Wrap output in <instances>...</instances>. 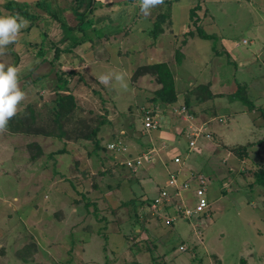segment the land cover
Returning a JSON list of instances; mask_svg holds the SVG:
<instances>
[{
  "label": "rangeland",
  "instance_id": "rangeland-1",
  "mask_svg": "<svg viewBox=\"0 0 264 264\" xmlns=\"http://www.w3.org/2000/svg\"><path fill=\"white\" fill-rule=\"evenodd\" d=\"M6 1L0 0V15H7L1 8ZM99 1L88 14L96 31L89 27L83 37L79 31L69 34L48 17L58 11L75 26L77 19L65 10L72 1L49 0L39 26L20 30L21 45L29 41L24 47L15 43L11 51L9 44L0 46L5 66H14V54H22L15 67L25 93L16 114L0 130V264H161L165 255L168 264H264V0H169L171 4L160 3L147 15L140 10L141 0ZM197 5L201 7L196 10ZM46 23L50 32L44 38ZM200 29L211 38H202ZM75 40L81 45L72 48ZM43 41L45 54L39 58ZM67 48L69 53L62 51ZM250 60L255 62L248 68ZM161 62L173 73L180 102H151L160 97L164 84L157 71L145 66ZM60 69L75 72L69 92L76 102L69 119L57 126L51 107ZM247 69H253L249 80ZM237 82L243 84L241 95L255 86L261 98L250 103L235 97ZM213 93L221 96L215 101V108L221 109L216 116L230 117L227 125H212V117L199 120L211 124L214 140L230 137L238 156L241 147L261 141L256 149L252 146L253 164L241 163L227 177L226 166L214 164L222 158L218 161L204 140L197 145L205 153L199 161L196 151H189L185 134L182 144L171 143L170 150L149 147V142L168 143L157 134L167 133L177 141L176 126L187 128L186 113L193 109L187 97L206 100ZM183 102L190 109L181 114ZM256 107L258 113L249 115ZM212 108L208 99L196 107L198 112ZM153 109L161 126L148 133L143 116ZM244 111H249L246 116ZM98 125L99 148L87 138ZM115 140L126 143L132 155L151 152L160 159L131 170L121 163L125 155L105 149ZM176 153L200 170L215 166L216 174L213 169L203 174L211 188L202 197L212 204L210 217L201 225L197 217L192 223L179 217L176 225L159 221L163 227L154 224L150 214L137 223L134 207L145 214L143 200L158 196L169 171L181 167L175 164ZM186 204L193 208L196 199L187 198ZM162 211L158 220L166 217ZM193 224H199L200 235ZM182 242L195 248L192 255L182 253L186 245L179 250Z\"/></svg>",
  "mask_w": 264,
  "mask_h": 264
},
{
  "label": "crops",
  "instance_id": "crops-1",
  "mask_svg": "<svg viewBox=\"0 0 264 264\" xmlns=\"http://www.w3.org/2000/svg\"><path fill=\"white\" fill-rule=\"evenodd\" d=\"M145 17V16H144ZM144 17H141V18H144ZM32 28V25H31V23L30 22H28V24H27V26L25 27V28H23L22 30H29V29H31ZM19 35V34H18ZM21 37V35L18 37L17 36V38H20ZM16 38V40L15 41H13L12 43H10L9 45L11 46V48H10V50L12 51V49L14 48V45H15V43L16 44H19V46H21V47H24V45L26 44V43H28V42H26L23 46L21 45L22 44V42H19L18 41V39ZM18 56L19 58H20V56L22 55V54H14V56ZM20 60H21V58H20ZM255 62V60H250V64H249V66H248V68L253 64ZM162 63V62H161ZM165 63V62H164ZM20 64V63H19ZM18 66V65H17ZM260 68H262V67H259L258 69H260ZM253 75V69H247V76H248V79L247 80H249V79H251V76ZM248 82L249 81H247V84H248ZM251 82V81H250ZM238 84V86L239 85H243V84H240L239 82H237ZM209 84L210 83H208V86H209ZM211 85V84H210ZM245 86V85H244ZM242 87V86H241ZM212 88H214V86L212 87ZM238 88V87H237ZM246 89H247V87H246ZM216 91V90H215ZM248 91H249V93H248V95H246V97L248 98V100L252 103V102H256V101H258L260 98H261V93L258 91V89L255 87V86H248ZM256 93V94H255ZM215 93H213L212 94V96L210 95L207 99L208 100H212V106H213V108H212V111L214 112H212L211 110H210V112H208V111H204L203 109H202V112L201 111H197V109H196V107L198 106V105H200L202 102H206L207 101V99L206 100H203V99H200L199 97H197V98H195L194 100L192 99V98H186L185 99V101L187 100V99H189L190 100V102H189V106H193V109H194V111H192L193 109H190L187 105H185V102H183L184 104L183 105H181V106H185L186 108H187V110L188 109H190V111L191 112H189L188 114H189V117L188 118H186L185 117V120H186V126H187V128H184V126L182 127V128H180L179 126H176V128L174 129L175 130V132L178 134L177 135V141H175V139L174 138H172V136H170L169 134H167V133H164L163 132V134L162 133H159V134H157L158 136H157V138H162L163 137V139L164 138H167L168 140H167V142L168 143H161L160 144V142H156L155 144H154V142H149V143H152V144H150L149 145V147H154L155 149H160V148H163L164 146L166 147V149H167V147H168V149L170 150V148H172L173 146H171V143H175L174 145H181L182 144V142H181V139L184 137V134H185V136L188 138V132H190L189 131V129L191 130V127H193V128H202L203 126H205L206 127V133H208V134H210L211 136H210V138H207L206 136H201L200 138H199V140H198V142H197V145H199L198 143L201 141V140H204V146L205 147H209V148H211L212 147V152H213V154H217V156H218V161H220L219 160V158L221 157L222 158V161H221V163H214L215 165H220V169L222 168V167H224V165L226 166V168L227 169H225V171H224V176H226L227 177V175H231V173H234V172H236V167L237 166H239L241 163H242V165L243 164H247V165H252L253 164V161H251L250 160V158H251V156H252V146L254 147V149H256V147H257V145H259V146H261V141H255V142H250L248 145H246V146H243V147H241V149L242 150H240L241 152H242V154L240 155V156H238V154L237 153H235L234 152V150L236 149V148H238L237 146H235V145H231V143H230V141L232 142L233 140L230 138V137H226L225 139H223L222 138V136L220 135H218V141H215L214 140V138H215V132L213 131V129H212V127H211V124L212 125H214V123L215 122H220V123H222V124H228L229 123V121H230V117H228L229 118V120H227V119H224L223 117H219V116H216V115H218V112L219 111H221V109L219 110L218 109V107L217 108H215V101L218 99V98H220L221 96H219V97H216L215 95H214ZM214 95V96H213ZM254 95V96H253ZM213 100H214V102H213ZM177 102H180V97L178 98V100H177ZM176 102V103H177ZM195 107V108H194ZM205 110H208V109H205ZM258 110H259V108L258 107H256L255 109H253V110H249V111H244V112H242V114L243 115H245L246 116V114L248 113L249 115L250 114H252L253 115V117H254V115L255 114H257L258 113ZM262 111H264V105L262 106ZM156 115H157V113H155ZM205 117V118H207V117H212L211 119H210V125L209 126H207V123H205V124H200L199 123V120H201V118L202 117ZM230 116V115H229ZM219 118V119H218ZM157 119H158V121H159V126L157 127V129L161 126V121H160V119L158 118V116H157ZM172 119V118H171ZM232 119L234 120V121H236V117L235 116H233L232 117ZM220 120V121H219ZM232 121V120H231ZM143 122V121H142ZM173 126H175V125H173ZM205 127H204V129H205ZM154 130H156V129H152V130H149L150 132H152V131H154ZM149 131H147L146 130V132H148V133H150ZM209 131V132H208ZM178 136H179V138H178ZM182 137V138H181ZM156 138V139H157ZM155 139V140H156ZM189 139V138H188ZM227 140V141H226ZM118 141H122V140H118ZM123 142V141H122ZM124 143V142H123ZM170 143V144H169ZM124 145L125 146H127V148H128V152L125 154V158H124V160H126L127 158H133V157H141V156H143V155H149V157H150V159L151 160H148V161H146V162H144V164H143V166L145 165V164H147V163H153V164H155L157 161H158V159H160V158H154V156H152L151 155V152H149V153H145V154H143V155H140V156H138V155H132V151L131 150H129V147H128V145L126 144V143H124ZM197 145H196V147L195 148H193V149H191V147H190V145H189V151L190 152H195V154H194V158H196L197 159V161H199V159H201L200 158V156L201 155H203V154H205L204 152H203V150L201 149V148H199V150H197ZM164 147V148H165ZM204 147V148H205ZM249 147H251V153H250V151H248L249 150ZM203 148V149H204ZM221 149H223V150H221ZM253 149V150H254ZM131 156V157H130ZM171 154L169 153V154H167V158L168 159H171ZM120 157H122V156H120ZM174 157H181V161H180V163H176L175 162V164H177V165H180L181 167L179 168V170H175V171H169V179H168V181H167V183L165 184L166 186L165 187H162V189L163 188H168L169 189V191H170V196H169V198H170V200L169 201H167L166 202V204L167 205H165V206H163L162 207V210H164V212L162 213V214H165L166 215V217L164 216V218H160V220H158L157 218H156V216L158 215V214H156V215H153V216H155V219H153V221L152 222H155L154 224H158L159 226H163L164 227V224H159L158 222L159 221H165V222H167L166 221V219H168V221L169 222H167L169 225H176V223L179 221V217H184L185 219H187V220H190V222L191 221H193V218H195V217H197V218H199V223H200V225L201 224H205V221H206V218L209 216L210 217V215H209V211L207 212V210L209 209V208H211V206H212V204H211V202L209 203V201H207V200H205V199H203L202 197L203 196H205V195H208L210 192H211V188H207V186H208V181H207V183H206V185H205V192H203V193H200V190H201V188H202V184H201V182L199 181V179H198V177L197 176H203L204 178H205V176L203 175L205 172L206 173H208L211 169H213V171H210V172H213V173H217V171H214V169H216L215 168V166H207L208 168L206 169V170H200L199 168H196L197 166H195V167H193L192 166V163H184L183 161H184V159H183V157L181 156V154H178V153H176L175 155H174ZM173 157V158H174ZM202 157V156H201ZM175 158V159H176ZM204 159V158H203ZM123 160V161H124ZM162 160V159H161ZM187 162V161H186ZM204 162V161H203ZM239 162V163H238ZM163 163H166V164H168V166H169V162L168 161H166V159H164L163 160ZM198 163V162H197ZM203 165H205V163H201V166H203ZM127 167V166H126ZM128 168V167H127ZM257 168V167H256ZM200 172V175L199 174H197V173H199ZM262 173H264V172H262ZM172 174H175L176 175V177H177V184H178V186H179V194H176V192H177V190L176 189H174V188H171V187H169V181H170V179H171V175ZM209 175V179H211L212 177H211V175L210 174H208ZM223 175H222V177L223 178H225ZM206 179V178H205ZM207 180V179H206ZM185 185H188L187 187H185ZM161 189V190H162ZM161 190H160V192H161ZM159 195H160V193H159ZM159 195L158 196H156V197H159ZM156 197H154V198H156ZM154 198H152V199H150V200H148V201H151V200H153ZM187 198L188 199H192V198H195L196 199V204H195V207H193V208H191V207H189V206H187V204H186V200H187ZM203 200H205L206 202H208V204H209V207L207 208V210L205 211V212H203V213H199V214H194L191 218H187L185 215H184V213H183V208H187V209H189V210H195V208H196V206L200 203V201H203ZM171 201V203L173 204V205H171V206H168V203ZM211 204V205H210ZM171 208H174L175 210H177V212L178 213H173L172 212V210H171ZM261 217H263L264 218V214H263V216H261ZM151 222V223H152ZM192 223V222H191ZM200 226H199V224H193V229H194V233L197 235V234H199L200 235ZM162 232L161 233H166L165 231L163 232V229L161 230ZM164 238V237H163ZM163 238H161L159 241L161 242V241H163ZM203 242V241H202ZM186 244L185 243H181L180 244V247H179V250H180V248H181V250H183L184 249V246H185ZM187 247L185 248V250H183L182 251V253H184V252H188V251H190V255H192L193 254V251H195V248H193L192 247V245L191 246H188V245H186ZM183 247V248H182ZM204 247L206 248V250H207V245L205 246L204 245ZM212 257H213V255H212ZM159 261H160V263L161 264H168L169 263V260H168V256L167 255H165L164 256V258H163V260H160L159 259ZM189 262V261H188ZM172 264H175V261H172L171 262ZM220 263H221V260H220ZM214 264V263H213ZM215 264H217V260H216V263Z\"/></svg>",
  "mask_w": 264,
  "mask_h": 264
},
{
  "label": "trees",
  "instance_id": "trees-1",
  "mask_svg": "<svg viewBox=\"0 0 264 264\" xmlns=\"http://www.w3.org/2000/svg\"><path fill=\"white\" fill-rule=\"evenodd\" d=\"M48 1L49 0H41L37 3L26 4V3H17L12 0H7L4 4H1V8L6 11L7 15L18 13L21 16H23L28 22H30L32 26H39L40 21L44 19L42 18L43 14L47 13L46 11L48 10L47 8ZM71 1L72 2L69 3L70 5L68 6V8L65 9V6H60V8L58 9L61 10L62 12H64L63 11L64 9L65 10L70 9L71 12L73 13V16L77 19V24L75 26H70L69 23L66 21V19L63 18L62 15L59 14L58 11H55L48 15V17L51 19L50 21L59 22L62 25L63 29L65 31H68L69 34L70 33L72 34L74 31H79L82 33L81 34L82 37L87 34V28L89 27H91V30L93 29V31L94 30L96 31V28L92 27L93 21L89 19L88 14L95 12L96 7L99 6V4L101 5L102 2H100L99 0H71ZM167 2L170 4L172 3L169 0H162V3H167ZM200 7H201L200 5H197L195 9L197 10ZM193 12H194V9H192L190 12V18L193 17L192 15ZM1 13L2 12L0 11V14ZM45 27H46L45 30L42 32L44 38H46L50 32L49 31L50 27H47V23L45 24ZM199 34L204 39L211 38V36H208L207 34H205L204 31H202L201 29H200ZM82 39L83 38H81V40ZM75 42L76 43L72 46V48H76L78 45H81L82 41L75 40ZM43 45H44V41L41 44V48L36 53V55L39 58H43L45 54L42 49ZM62 51L69 53L71 51V48L69 49L67 48L66 50H62ZM60 53H61V49L57 47L55 51L56 59L59 58ZM15 58L16 60L14 64L18 65L19 61L17 59H19V57L17 56ZM145 67L146 68L148 67V69L157 71V73L159 74L161 83L164 84V88H162V90L158 92L159 93L158 95L160 97L153 98L151 102H154L155 104L156 103L160 104L162 101L176 103L178 98H177V95L175 94L176 93L175 92V80H174L173 73L171 69L168 67V65L162 62V63H156L152 66H145ZM74 75H75L74 71L69 72V71H65L62 69H60L59 72L55 73L56 98L54 100V104L51 107L52 109L51 114L54 115L53 121L57 124V126H60V124L66 121V119H69L72 113L71 111L75 107V102H76L75 97L73 96V94L69 92V87L73 83ZM241 90H242V87L239 85L237 92L234 94L235 97H240V99H243L245 102L249 101L246 95H241V92H240ZM150 111L153 114L156 113L155 109L150 110ZM101 124H104V122H102ZM99 131H100V125H98L96 128H93L90 134L87 135L88 139H91L95 142L97 148L101 147V140L97 138L98 136L97 134ZM115 141H118V140H115ZM107 145L105 149L110 151L107 148ZM124 167L126 166L124 165ZM143 203H146V201L145 202L143 201ZM134 211H135V217L137 219L136 220L137 223H142L145 219H147V217H145L147 214L143 216V219L140 217L139 211L136 212L137 211L136 207H134Z\"/></svg>",
  "mask_w": 264,
  "mask_h": 264
},
{
  "label": "clouds",
  "instance_id": "clouds-1",
  "mask_svg": "<svg viewBox=\"0 0 264 264\" xmlns=\"http://www.w3.org/2000/svg\"><path fill=\"white\" fill-rule=\"evenodd\" d=\"M162 0H141L140 10L145 15ZM28 21L20 14L0 15V46L8 45L16 40L21 29ZM121 77H117L120 79ZM18 69L15 66H5L0 63V130L6 128L10 118L17 112V105L25 97V93L18 86ZM107 82L108 76L101 77Z\"/></svg>",
  "mask_w": 264,
  "mask_h": 264
},
{
  "label": "built area",
  "instance_id": "built-area-1",
  "mask_svg": "<svg viewBox=\"0 0 264 264\" xmlns=\"http://www.w3.org/2000/svg\"><path fill=\"white\" fill-rule=\"evenodd\" d=\"M187 112V108L184 106L183 108H181V114ZM180 113V111H179ZM189 117L188 113H186V117ZM187 117V118H188ZM143 124H144V128L145 130L149 131L152 129H157V127L159 126V121L157 119V115L153 114L151 111L146 112L143 116ZM190 132H188V138H189V145L191 147V149L195 148L197 145V142L199 140V138L201 136H206L207 138H210V134L205 132L204 127L202 128H193L191 127V130L189 129ZM107 148L111 151H114L116 154L121 155H125L128 152V148L127 146L124 145V143L122 141H114L111 142L107 145ZM127 155V154H126ZM150 160L149 155H143L141 157H136V158H127L126 160H124L123 162H121L123 165L127 166L129 169L131 170H138L139 168L143 167V163ZM181 159H179L178 157L175 159L176 163H180ZM199 181L202 184V188L200 190V193L205 192V185L207 183V180L203 177V176H197ZM188 185H185V187H187ZM169 187L174 188L177 190L176 194H179V186L177 184V177L175 174L171 175V179L169 181ZM170 196V191L168 188H163L160 192L159 197L154 198L151 201H147V200H143L144 202L146 201V204L143 203V205L145 204V208L144 210L146 211V213H140V217L143 219L144 215H156L159 213V210L167 205L166 202L170 200L169 198ZM209 207L208 202H206L205 200L200 201V203L196 206L195 210H189L187 208H183V213L187 218H191L194 214H199V213H203L207 210V208Z\"/></svg>",
  "mask_w": 264,
  "mask_h": 264
},
{
  "label": "water",
  "instance_id": "water-1",
  "mask_svg": "<svg viewBox=\"0 0 264 264\" xmlns=\"http://www.w3.org/2000/svg\"><path fill=\"white\" fill-rule=\"evenodd\" d=\"M12 1H15L17 3H26V4H30V3H37L41 0H12Z\"/></svg>",
  "mask_w": 264,
  "mask_h": 264
}]
</instances>
